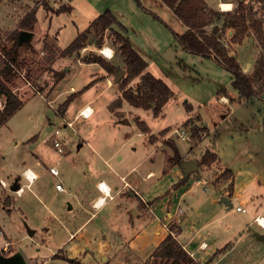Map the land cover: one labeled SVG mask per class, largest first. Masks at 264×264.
<instances>
[{
    "label": "rangeland",
    "instance_id": "374dc122",
    "mask_svg": "<svg viewBox=\"0 0 264 264\" xmlns=\"http://www.w3.org/2000/svg\"><path fill=\"white\" fill-rule=\"evenodd\" d=\"M43 1L47 0H40V3ZM136 1L141 2L144 7L140 8L141 15H135L140 17V23L134 20V25L140 24L143 27L142 49L143 56L148 62L146 70L164 80L173 93L158 116L154 115L151 107L133 106L126 100H122L120 106L114 107L113 110L109 108L110 104L114 102L113 106L116 105L115 101L121 98L119 81L127 76L122 57L115 51L112 44L113 36L109 29L105 31V41L114 53L110 59L106 57L105 59L114 62L117 69H124L122 76L116 82L113 80L116 71L109 76L96 62L90 64L80 59L91 52L102 55L99 48L103 44L98 51L82 48L78 59L72 55L58 56V53H54L55 59L58 58L55 66L51 64L52 62L46 65L43 56H38L39 48L36 45L32 51L34 54L26 52L24 48L19 49L21 60L17 59L14 66L26 76V80H29L35 89L32 86L31 88L16 71L8 82L12 91L21 99L22 105L0 125V178H3L6 183L3 186L0 181V207L8 201L12 205L6 211L0 210V229L4 230L7 236L0 233V252L4 241H8L7 250L2 251L9 254L19 251L26 260V264H40L54 249H56L54 253L60 257L74 258L67 252V246L59 248V245L68 235L64 225L68 224L70 216L73 215L74 223H78L85 213L82 212L81 215L76 213L78 206L72 194L67 193L66 175L73 182V187L77 188L82 182L83 175L86 183L91 184V163L93 167L95 163L99 168L109 170L94 156L93 153L96 151L105 158L113 154L112 159L109 160L111 164L114 161L117 162L118 157H121L118 163H121L123 167L129 168L137 164L135 171L127 177L129 181L131 177H141L148 168L154 169L156 177L160 176L164 159L172 152L170 143L173 142L176 145L177 142L183 149L190 145L189 141L179 138L180 136L177 137L174 132L177 128L190 136L189 130L183 125L187 117L185 103L191 102L193 110L200 116L210 117L213 109L218 108L217 93L220 89L223 88L226 94L233 92L237 95L238 92L231 85L229 71L212 59L185 51L175 40L174 33H183L185 27L165 3L161 0ZM216 1L210 2L216 3ZM246 1L249 5L251 21L259 25L260 21L256 19L264 15V0ZM233 2L235 5V1ZM27 3L32 4V0H0V21H3L0 26V35L11 32L13 29L11 26L17 20L18 13L23 12ZM220 11L224 12V10ZM46 15L45 9L39 6L36 10L35 37L43 32L49 23H52L50 28L46 29L51 34L50 43L59 50L65 48L89 25V21H86L79 13L73 14L75 22L71 21L69 13L53 15L51 22H48L49 18ZM129 30L131 33L132 29L129 28ZM257 30L251 33L254 37L255 34L258 36V42L254 40L250 45L237 48V54L242 60L250 57L252 59L253 56H256V59H264V43H262L264 32L260 30V26ZM229 34L228 32L225 35L226 43H228ZM5 39L6 41L2 40L0 43L1 50L2 47L8 48L12 45L9 35ZM93 45L94 43L90 42L88 46ZM228 46L230 50H233L229 43ZM66 68L69 71L63 70ZM57 71L61 75L66 74L58 85L55 84L54 74ZM138 83L139 78H133L125 84L124 88L135 91ZM261 83H264V69ZM216 88H218L217 92L211 91ZM47 91L48 93L52 91V95L47 96ZM70 94H74V97L65 113L56 115L52 108H57ZM2 97L5 99L4 95ZM46 99L52 100V107L47 104ZM84 104L91 105L94 112L89 118L74 120V126L78 131L71 140H68L71 130L65 126L62 118L73 120L76 111ZM151 105L153 106V102ZM189 115L188 118L194 119L195 112ZM124 117L128 119V123L121 122ZM137 120L146 123L152 137L148 138V134L145 133H137L140 131ZM55 128L59 130L57 137L65 141L64 152H57L47 140ZM79 142L82 145L77 147ZM203 146L204 142H201L193 150L200 153ZM36 160L41 166L36 164ZM51 165L59 170L58 176L49 174L48 168ZM26 166L39 173L34 183L27 182L21 173ZM201 171L202 169L198 173ZM17 175L22 177L20 183L23 186L27 183L28 186L23 193L18 194L11 189ZM57 182H62L66 190H57L55 187ZM147 183L142 181L141 186L138 187L141 192ZM99 193L96 191V194ZM66 199L74 206L72 209H68L69 204ZM111 208L112 206H108L103 213L92 220L91 224L97 225L101 222L107 228L110 224L109 220H113L114 217ZM149 212V210L146 211L148 214ZM126 214L125 217L128 218L129 213L126 212ZM117 216L120 215L117 213ZM28 229H33L34 233L29 235ZM90 254L92 258L88 261L97 260L98 264H104L100 257ZM75 258L82 263L93 264L83 260L81 255ZM47 262L44 264H72L59 257H53Z\"/></svg>",
    "mask_w": 264,
    "mask_h": 264
},
{
    "label": "crops",
    "instance_id": "0c3cea01",
    "mask_svg": "<svg viewBox=\"0 0 264 264\" xmlns=\"http://www.w3.org/2000/svg\"><path fill=\"white\" fill-rule=\"evenodd\" d=\"M47 1L49 4L56 6L60 2L69 3L72 6V10L69 13V18L72 22H75L73 15L75 13H79L90 23L92 19L104 10H111L117 20L126 28L127 35L134 49L144 57L142 49L143 27L140 24H137L139 27L134 25V20L140 23V17L135 15H141V9L144 8L141 2L138 3L136 0H57L58 3L55 0ZM205 1L210 7L218 11L222 10L219 3H231V8L234 5L233 0H217L216 3H211V0ZM25 6L26 8L23 12L18 13V18L11 28L15 29L33 8L37 10L41 6L40 0H32V4L27 3ZM53 15L59 14L47 12L48 22H51ZM258 19L263 20L261 27L264 32V15ZM2 24L3 21H0V26ZM35 24L31 30H28L32 32L31 47L23 48L27 50L26 52L34 54L32 53L33 48L37 46L39 48L38 56H43L46 65H49L48 57L53 53H58V56H60L59 52L62 49L59 50L56 46H53V43H50L51 34L46 28H50L52 23H49L44 31L36 37L34 34ZM112 27L117 28V25ZM129 28L132 29L131 33ZM255 31L258 30L255 29ZM9 33L0 35V43L2 40L6 41L5 37L7 38ZM257 37L256 34L255 37L250 35L246 36L241 43H230V46L233 47L231 52L237 55L243 72L251 78L254 74L256 56H253L252 59L251 57L244 59V61L238 56L237 48L250 45L251 42L253 43L254 40L258 39ZM92 40H94L93 37H91L90 42L94 43ZM102 44L107 46L105 36ZM45 45H48L51 50L48 51ZM100 46L93 45L85 48L98 51ZM20 53L17 55L19 60H21ZM57 62L58 58L55 59L54 56L51 64L55 66ZM63 70L69 71L68 68ZM65 75V73L62 74V79ZM255 86L261 96H252L246 100L240 99L238 93L237 95L233 92L228 94L226 92L217 93L218 108L216 110L213 109L210 117L200 116L197 111L193 110L191 102L188 103L192 109L190 111L185 109L187 112L185 120L192 112H195V117L199 115V122H202L208 130L207 136H201V142H204L203 147L211 146L219 157L218 162L216 164L213 162L210 167H200L198 165V172L202 169L201 173L185 174L180 163L170 166L167 159L173 154L171 152L164 159L163 169L159 173L160 176L156 177L154 169L148 168L141 174V177H131L129 181L127 177L135 171L137 164H133L129 168L123 167L121 163H118L121 157H118L117 162L114 161L111 164L109 160L112 159L113 154L105 158L101 153L94 151V156L104 166L106 165L110 171L99 168L94 162L93 167L91 163V184L86 183L83 175L82 182L79 183L77 188L73 187V182L66 175L65 178L68 182L67 193L69 195L72 194L78 206V212L76 213L81 215L84 212L85 214L78 220V223H74L73 215L70 216L68 224L64 225V230L68 235L61 242L59 248L67 246V252L70 256L81 255L82 259L87 261L91 260L92 255L90 253H92L96 257H100L103 263L107 260V264H136L144 262L150 257L155 247L167 236V233L153 215L150 212L149 214L146 213V211L148 212L147 205H150L159 216L175 225L178 231H175L177 241L185 246L186 251L194 254V260L198 263L264 264V242L256 237V233L264 234V228L253 221L257 215L264 216V83L262 84L261 79H259L255 81ZM32 87L35 89L34 86ZM218 88L211 91L217 92ZM49 95H52V91H49V93L47 91V96ZM194 122L199 123L196 119ZM150 132L149 130L148 132L138 131L137 133L148 134L149 138ZM177 137L179 136L177 135ZM184 139L190 142V145L184 149L179 147L176 142V146L183 157L182 161L193 158L198 162L199 152L193 150L195 149V146H193L195 139L193 140L189 135L188 138ZM36 164H39L38 160H36ZM39 165L41 166V164ZM225 168L232 171V179L217 180L216 176ZM26 169L28 171L31 170L35 174L34 180L31 182L34 183L38 179L39 173L33 168L26 166L21 172L23 176ZM27 172L25 173L26 180L28 179ZM21 178L20 175H17L12 183V185L18 184L19 187H22V191L18 193H23L28 187L27 183L24 186L20 183ZM0 180L5 182L3 178H0ZM100 181L109 187V195L105 197L102 205L95 208L92 204L99 196H102L97 187V183ZM142 181L148 183L141 192L138 187L141 186ZM203 181H206V184L202 183ZM230 181H232L231 187L229 186ZM65 190L66 187H64V190L59 191ZM96 191L100 193L96 194ZM138 194L143 197L146 203ZM222 196L227 201H222ZM66 202L69 204L68 209L74 207L69 200L66 199ZM239 205L244 206L246 211L236 210ZM108 206H112L111 213L114 215L113 220H109V226L106 228L101 222L97 225L91 224L92 220L103 213ZM11 207V202L8 201V203H4L0 207V210L6 211V209ZM126 212L129 213L128 218L125 217L127 215ZM117 213L120 215L119 217ZM0 233L6 236L4 230L0 229ZM202 241L207 242L206 248L199 247ZM5 242L9 245L8 241ZM2 250L3 246L1 253L3 252ZM55 251L56 249L47 255L46 259L40 264L48 263L49 261L47 262V260H52V255ZM88 262L98 264L97 260Z\"/></svg>",
    "mask_w": 264,
    "mask_h": 264
},
{
    "label": "trees",
    "instance_id": "16d2710c",
    "mask_svg": "<svg viewBox=\"0 0 264 264\" xmlns=\"http://www.w3.org/2000/svg\"><path fill=\"white\" fill-rule=\"evenodd\" d=\"M174 13L176 18L186 27L183 33H174L175 40L187 52L200 55L205 58H211L218 64L222 65L231 74V85L238 92V97L246 100L252 96L260 97V92L255 86V81L261 79L262 71L264 69V59L256 60L253 77L251 78L243 72L235 53H232L228 43H241L246 36L252 35L253 30H262V19L257 25L251 21L249 17V5L246 0H233L235 5L229 11H218L210 7L205 0H161ZM44 9L51 14L70 13L72 6L69 3H61L53 6L48 1L40 3ZM36 22V10L33 8L13 29L8 35L12 40V45L8 48L2 47L0 53V94L5 97V105L0 109V125L21 105V99L12 91L8 82L15 73L14 63L17 60L18 51L21 48H29L30 40H25L22 43L18 42V34L20 30H31ZM117 25L118 29L112 26ZM112 33V44L115 51L119 53L125 64L127 76L119 81L121 89V98H118L109 105L113 110L118 107L122 100H126L133 106L137 107H151L154 115L158 116L164 104L172 96V90L164 80L154 76L147 71V61L134 49L130 38L127 35L126 28L117 20L111 10L106 9L91 20L85 31L79 32L75 38L60 51L61 56H74L75 59L80 58L79 53L82 48H85L90 43V38L93 37L94 45L100 46L104 40L106 30ZM229 34L228 43L225 42V35ZM49 51L51 48L45 45ZM54 53L47 59L48 62L54 60ZM85 63L96 62L104 71L112 76L116 71V64L108 59H105L100 54L95 52L88 53L85 57L80 58ZM14 66V67H13ZM56 76L55 84L60 82L62 75L60 72L54 73ZM26 77V76H25ZM139 78V83L136 90L125 89V84L133 78ZM88 86V85H87ZM225 92L220 89L218 93ZM74 94H70L57 106V111L63 115ZM153 102V106L151 103ZM185 109L190 111L192 108L188 103H185ZM195 119L199 122V116ZM195 119L188 118L183 125L187 127L190 132V137L195 142L193 146L201 143L202 135L207 136V127L202 123L194 122ZM137 126L141 132H148L149 127L144 121L137 120ZM151 137L153 135H150ZM149 136V137H150ZM173 154L167 159L170 166L179 164L183 157L181 156L178 147L175 143H170ZM192 148V147H191ZM190 148V149H191ZM198 165L200 167H210L211 164L218 162V155L211 146L204 147L198 155ZM198 173L191 171L187 174ZM233 173L230 169L225 168L216 176V179H232ZM229 186H232L230 181ZM172 228L176 230L174 224ZM178 232V231H177ZM9 254V253H6ZM54 258H62L72 264H85L78 259L70 258L69 256L60 257L53 254ZM158 260V261H157ZM157 261V262H156ZM107 262V260H106ZM104 264H107V263ZM153 263H170V264H200L189 256L183 249L181 244L171 235H167L152 251L149 258L144 262L136 264H153Z\"/></svg>",
    "mask_w": 264,
    "mask_h": 264
},
{
    "label": "built area",
    "instance_id": "2783aa9c",
    "mask_svg": "<svg viewBox=\"0 0 264 264\" xmlns=\"http://www.w3.org/2000/svg\"><path fill=\"white\" fill-rule=\"evenodd\" d=\"M219 5H220V8H221V3H219ZM106 50H107V52L111 53L110 57L106 54ZM99 52L106 58H111L113 56V53H114L112 48H110L109 46H105V45H102L99 48ZM0 53H1V49H0ZM15 71L18 72L25 80L27 79L18 69L15 68ZM26 81H27L28 85L32 86L30 84L29 80H26ZM46 100H47V104L52 107V105H51V101L52 100H50V99H46ZM4 105H5V99L0 94V109L3 108ZM52 109L54 110L56 115H60L58 113V111H57V108L53 107ZM89 110H90V112H89ZM93 112H94V108L91 105L86 104V105L80 107L76 111L73 120H66V119L62 118V120L64 121L65 126L68 127L71 130V133H70V135L68 137V140H71L74 137V135L77 134V131H78L77 128L74 126V120L78 119V118H89L93 114ZM174 132H176V134L178 136H180L181 138H183V139L184 138H188V135H186L183 130H179V129L176 128V129H174ZM58 133H59L58 128H55L54 131L49 135L47 140H49L51 142L52 146L54 147V149L57 152H63L64 151L65 141L61 140L60 138L57 137ZM26 170L24 171V177H25ZM48 171L54 176H58L59 175V171H58V169L55 166H50L48 168ZM0 181H1V185L4 186L6 184L3 180H0ZM28 182H32V181L28 180ZM124 183H126V181H124ZM197 183H199V182H197ZM202 183L206 184V181H203ZM101 184H102V181L97 183V187L100 190L101 194L103 193V201H104L105 197L109 195V191H103L102 188H101ZM55 187L57 189H59V190H64V187H63L62 183H60V182L56 183ZM21 189H22V187H19L15 191L18 193L19 190H21ZM139 197L145 202V200L143 199V197L141 195H139ZM95 202L93 203V205H95ZM147 208L150 211V213L153 215V217L160 223L161 227L164 229V231L167 233V235H171L173 238H175L177 240V234H176L175 230L172 228V223L170 221H168V220H164L161 216H159L150 207V205H147ZM236 210L244 212V211H246V208L244 206H242V205H239V206L236 207ZM253 221L256 224L261 226L260 222L264 221V216L257 215V216L254 217ZM261 227L264 228V226H261ZM7 246H8V243L5 242L4 245H3V250H7ZM181 246L183 247V249L185 251L187 250L183 244H181ZM206 246H207V242L206 241H202L199 244L200 248H206ZM186 252L189 254V256L191 258L195 259V256H194V254L192 252H188V251H186Z\"/></svg>",
    "mask_w": 264,
    "mask_h": 264
},
{
    "label": "water",
    "instance_id": "95a60500",
    "mask_svg": "<svg viewBox=\"0 0 264 264\" xmlns=\"http://www.w3.org/2000/svg\"><path fill=\"white\" fill-rule=\"evenodd\" d=\"M263 28H264V25H263ZM31 36H32L31 31L20 30V32L18 34V42L22 43L25 40H30ZM123 72H124V69H122V68L117 69L115 74H114L113 80L115 82L118 81L120 79V77L122 76ZM121 122L128 123L129 121L127 118L124 117L121 119ZM80 145H81V143L77 144V147H80ZM180 165H181L183 171L185 172V174H187L188 172H191V171H196L199 168L197 161L193 158L181 161ZM18 188H19L18 184L12 185V187H11L12 190H17ZM221 200L227 201V199L223 196L221 197ZM28 233H29V235H32L34 233V230L28 229ZM256 237L264 242V234L263 233H256ZM0 264H26V260L24 259V257L22 256V254L19 251L14 252L12 254H8V255H5L4 253L0 252Z\"/></svg>",
    "mask_w": 264,
    "mask_h": 264
},
{
    "label": "bare ground",
    "instance_id": "6f19581e",
    "mask_svg": "<svg viewBox=\"0 0 264 264\" xmlns=\"http://www.w3.org/2000/svg\"><path fill=\"white\" fill-rule=\"evenodd\" d=\"M231 7H232V4L231 3H226V2H222L221 3V9L222 10H229V9H231ZM28 171V169L26 170V172ZM25 172V173H26ZM32 172V171H31ZM33 173V172H32ZM27 174H28V180H30V181H33L34 180V177H35V175L33 176V175H29V171L27 172ZM101 188H102V190L103 191H108L109 189V187L104 183V182H102V184H101ZM19 191H22V190H19ZM105 200V199H104ZM104 201H103V193H102V196H99V198L96 200V202H95V205H93V207H95V208H98L100 205H102V203H103Z\"/></svg>",
    "mask_w": 264,
    "mask_h": 264
},
{
    "label": "clouds",
    "instance_id": "9594fccd",
    "mask_svg": "<svg viewBox=\"0 0 264 264\" xmlns=\"http://www.w3.org/2000/svg\"><path fill=\"white\" fill-rule=\"evenodd\" d=\"M106 54H107L109 57L111 56V53H110V52H107V50H106ZM89 112H90V110H89ZM29 175H33V176H34L35 174L32 173L31 170H29ZM260 223H261V226H264V221H261Z\"/></svg>",
    "mask_w": 264,
    "mask_h": 264
},
{
    "label": "flooded vegetation",
    "instance_id": "af4514ba",
    "mask_svg": "<svg viewBox=\"0 0 264 264\" xmlns=\"http://www.w3.org/2000/svg\"><path fill=\"white\" fill-rule=\"evenodd\" d=\"M4 253V252H3ZM5 255H7L6 253H4Z\"/></svg>",
    "mask_w": 264,
    "mask_h": 264
}]
</instances>
